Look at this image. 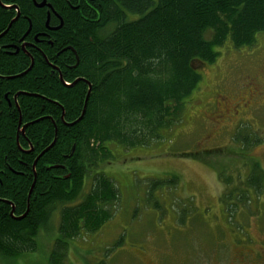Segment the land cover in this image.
Here are the masks:
<instances>
[{
    "label": "trees",
    "instance_id": "1",
    "mask_svg": "<svg viewBox=\"0 0 264 264\" xmlns=\"http://www.w3.org/2000/svg\"><path fill=\"white\" fill-rule=\"evenodd\" d=\"M0 2V264L38 252L54 222L49 264H64L70 242L99 232L120 204L98 171L111 146L160 140L198 90L196 64L264 33V0ZM177 181H150L149 199ZM250 182L260 191L259 176Z\"/></svg>",
    "mask_w": 264,
    "mask_h": 264
},
{
    "label": "rangeland",
    "instance_id": "2",
    "mask_svg": "<svg viewBox=\"0 0 264 264\" xmlns=\"http://www.w3.org/2000/svg\"><path fill=\"white\" fill-rule=\"evenodd\" d=\"M217 52L214 64H196L198 90L160 140L111 146L98 171L115 183L120 204L99 232L70 242L64 264H264V33L253 46L228 40ZM172 177L177 184L150 200L149 182ZM52 227L17 264H49Z\"/></svg>",
    "mask_w": 264,
    "mask_h": 264
},
{
    "label": "water",
    "instance_id": "3",
    "mask_svg": "<svg viewBox=\"0 0 264 264\" xmlns=\"http://www.w3.org/2000/svg\"><path fill=\"white\" fill-rule=\"evenodd\" d=\"M46 1L47 0H43V2H42V4H37V3H35V5L38 7V8H43L45 5H46ZM0 5H1V2H0ZM3 7V6H2ZM6 8V7H5ZM11 8H15V9H17V7H11ZM19 16H20V13L18 12V15H17V17L12 21V23H11V25L13 24V23H15L18 19H19ZM11 25H10V27H11ZM4 35V34H3ZM1 37H2V35H1ZM24 48V47H23ZM33 67V62H32V65H31V67H30V69ZM29 69V70H30ZM28 72V71H27ZM62 79V78H61ZM89 96V95H88ZM17 98V97H16ZM88 98V97H87ZM64 118V115L62 116V119ZM28 125H25L23 128H22V134H24V131H25V129H26V127H27ZM51 148V147H50ZM50 148H48V149H46L39 157H38V159L39 158H41L45 153H46V151L47 150H49ZM37 159V160H38ZM35 167H36V162H35V164H34V169H35ZM35 178H36V176H35ZM33 188H34V185H33V187H32V189H31V192L33 191ZM30 192V193H31ZM23 218V217H22Z\"/></svg>",
    "mask_w": 264,
    "mask_h": 264
},
{
    "label": "flooded vegetation",
    "instance_id": "4",
    "mask_svg": "<svg viewBox=\"0 0 264 264\" xmlns=\"http://www.w3.org/2000/svg\"><path fill=\"white\" fill-rule=\"evenodd\" d=\"M20 17V16H19ZM36 39V38H35ZM37 40V39H36ZM24 47V48H23ZM27 47V44L26 43H24V45H22V49H23V51L25 50V48ZM223 105V104H222ZM222 107V106H221ZM225 108H227L228 106H224ZM228 110H229V112L231 113V111H230V109H229V107H228ZM241 112H238V111H235V114H240ZM239 123V121L238 122H236V125Z\"/></svg>",
    "mask_w": 264,
    "mask_h": 264
}]
</instances>
